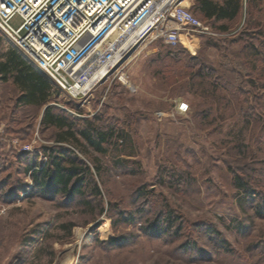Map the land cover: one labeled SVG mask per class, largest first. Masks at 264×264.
I'll return each mask as SVG.
<instances>
[{
	"label": "rangeland",
	"instance_id": "1",
	"mask_svg": "<svg viewBox=\"0 0 264 264\" xmlns=\"http://www.w3.org/2000/svg\"><path fill=\"white\" fill-rule=\"evenodd\" d=\"M189 5L216 34L195 54L148 30L122 68L132 88L105 80L77 99L0 31V63L17 53L52 86L51 106L125 134L107 154L76 151L99 192L42 188L32 173L57 147L40 125L46 107H18L0 82V264H264V0H242L233 22ZM170 53L187 65L171 67ZM200 69L205 86L193 88Z\"/></svg>",
	"mask_w": 264,
	"mask_h": 264
},
{
	"label": "built area",
	"instance_id": "2",
	"mask_svg": "<svg viewBox=\"0 0 264 264\" xmlns=\"http://www.w3.org/2000/svg\"><path fill=\"white\" fill-rule=\"evenodd\" d=\"M189 3L190 0H0V31L57 88L77 99L90 93H75V88H81L103 70L95 88L111 79L132 88L122 70L128 55L117 59V54L147 24L149 35L162 30L168 46L195 54L201 37L216 34L194 15ZM16 17L21 24L14 28L11 22ZM170 21L176 27H169ZM147 37H142L140 43ZM86 60L88 63L82 66Z\"/></svg>",
	"mask_w": 264,
	"mask_h": 264
},
{
	"label": "trees",
	"instance_id": "3",
	"mask_svg": "<svg viewBox=\"0 0 264 264\" xmlns=\"http://www.w3.org/2000/svg\"><path fill=\"white\" fill-rule=\"evenodd\" d=\"M198 10L206 20L233 22L241 14L242 0H226L223 5L213 0H198ZM194 15L199 19L195 13ZM223 30L226 31L227 28L223 27ZM201 38H208V36ZM171 48L180 49L181 47ZM170 56L172 57L170 60L171 67L175 65L185 67L187 65L179 59V55L170 53ZM190 59L192 62H199L196 58L190 57ZM202 69L195 75L198 77L196 79L202 80V83L194 82L191 85L193 88L205 86L204 80L208 75L204 74ZM156 74L162 75L163 80L166 79L164 70L161 69ZM0 82L12 83L20 92L16 99L18 107L37 109L46 107L40 123L41 128L55 130L53 141L57 147H45L44 151L48 162L44 167L33 171L34 182L42 188L47 186L58 188V192L63 193L72 191L83 194L82 189L90 186L99 192V187L93 180L94 174L91 167L79 158L76 151L81 154H88L89 150H93L97 154H107V146L111 145L117 138H124L125 134L115 126H100L101 117L92 121L88 119L77 121L58 111L55 106H51L50 103H52L54 95L52 86L15 52L10 53L7 60L0 63ZM66 145L73 148H66ZM237 186L239 189L244 188L240 178L237 179ZM173 218V213L169 212L166 220L171 228L174 225Z\"/></svg>",
	"mask_w": 264,
	"mask_h": 264
},
{
	"label": "bare ground",
	"instance_id": "4",
	"mask_svg": "<svg viewBox=\"0 0 264 264\" xmlns=\"http://www.w3.org/2000/svg\"><path fill=\"white\" fill-rule=\"evenodd\" d=\"M150 29V24H147L146 26H144L141 31H139L138 33L134 34V38L123 44L122 45V48L120 49V51L118 52L117 54V59L118 58H122L124 55H128L127 58L129 59L131 56H135V53L138 49V47L140 45H142L141 47L144 48L146 45L144 44H140L139 45V42L140 40L142 39V37L146 34V32ZM89 60H86L82 63V66H85L87 63H88ZM104 70L101 71L100 73L94 75L92 78H90L84 86H82L81 88L77 87L75 88L74 92L75 93H78L79 91H82L84 92L85 94L86 93H91L92 90L95 88V86L97 85V83L100 82L103 74H104Z\"/></svg>",
	"mask_w": 264,
	"mask_h": 264
},
{
	"label": "crops",
	"instance_id": "5",
	"mask_svg": "<svg viewBox=\"0 0 264 264\" xmlns=\"http://www.w3.org/2000/svg\"><path fill=\"white\" fill-rule=\"evenodd\" d=\"M175 24V23H174Z\"/></svg>",
	"mask_w": 264,
	"mask_h": 264
}]
</instances>
